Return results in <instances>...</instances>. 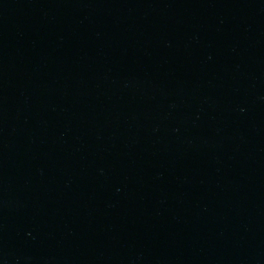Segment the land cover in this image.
<instances>
[{"label": "water", "instance_id": "1", "mask_svg": "<svg viewBox=\"0 0 264 264\" xmlns=\"http://www.w3.org/2000/svg\"><path fill=\"white\" fill-rule=\"evenodd\" d=\"M0 264H264V0H0Z\"/></svg>", "mask_w": 264, "mask_h": 264}]
</instances>
